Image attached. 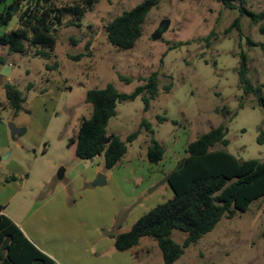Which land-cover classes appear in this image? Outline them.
<instances>
[{"label": "rangeland", "instance_id": "obj_1", "mask_svg": "<svg viewBox=\"0 0 264 264\" xmlns=\"http://www.w3.org/2000/svg\"><path fill=\"white\" fill-rule=\"evenodd\" d=\"M143 1L92 0L85 4L81 18L64 16L49 60L33 58V50L17 55L0 46V58L10 67L6 76L0 75V177L25 179L24 192L36 191L37 202L54 188L72 187L75 202L70 196L67 206L76 205L78 217L87 220L69 234L75 253L71 264L83 258L86 262L82 264H163L153 239L143 238L132 251L118 252L110 236L128 231L139 217L172 197L164 181L167 174L183 160L187 144L221 123L227 127L228 146L215 145L212 150L226 151L239 161L264 160V144L258 143L264 135V108L258 106L257 96L243 95L237 76L238 55L244 52L248 77L264 97V34L260 31L264 21L252 24L248 16L239 17L237 10L225 9L215 0H159L135 47L127 51L112 47L106 25ZM52 2L54 7L84 5V0ZM244 7L264 13V0H244ZM24 9H13L15 16L0 33L17 28V16ZM237 17L240 34L237 30L226 33ZM247 39L256 46L247 44ZM80 55L78 61L73 60ZM154 72L159 74V91L148 110L144 111L141 97L118 104L106 136L107 140L118 136L125 141L145 122L164 147V160L159 165L147 162L152 137L143 127L111 170L102 158L78 159L69 140L75 138L81 120L91 114L86 93L111 84L119 93L130 94L143 84L140 79ZM119 76L132 82H122ZM7 78L26 99L18 113L4 95ZM29 84L32 87L27 90ZM169 84L172 88L166 93ZM223 108L230 115L224 116ZM159 118L166 121L159 122ZM10 124L23 133L12 137ZM61 169L64 173L59 180ZM99 174L107 182L94 187ZM84 237L90 238L88 244ZM185 238L179 231L170 235L178 245ZM97 249H102L101 259ZM174 264H264V198L254 201L245 213L223 218L200 241L184 249Z\"/></svg>", "mask_w": 264, "mask_h": 264}, {"label": "trees", "instance_id": "obj_2", "mask_svg": "<svg viewBox=\"0 0 264 264\" xmlns=\"http://www.w3.org/2000/svg\"><path fill=\"white\" fill-rule=\"evenodd\" d=\"M52 1L0 0V30L15 16L13 9L18 6L25 8L17 16V28L0 33V46L6 47L10 54L17 55H27L33 50V58L49 60L56 45L57 28L61 27L63 17L79 19L86 12L85 4L92 3V0H84V5L54 7ZM215 1L225 9L237 10L239 17L248 16L252 24L264 21V13L248 11L244 7V0ZM158 5L159 0H144L115 17L105 27L109 44L122 51L133 49L142 36L143 24L149 12ZM239 17L232 22L226 33L237 30L240 34ZM260 31L264 34V26ZM246 42L250 46H256L249 39ZM81 57L83 55L73 60L78 61ZM238 57L239 88L245 97L257 96L258 106L264 108L261 89L255 87L248 77L247 55L240 52ZM6 65L5 59L0 58V71ZM53 67L57 68V64ZM45 68L50 69L48 65ZM119 79L125 83L132 82V79L123 76H119ZM139 81L143 84L130 94L119 93L111 84L86 93L85 101L91 106V114L81 120L75 138L69 140L78 159L92 160L101 157L105 168L111 170L125 156L126 144L137 139L142 127L152 137L146 149L147 162L158 165L164 159V147L153 138L154 131L145 122L140 124L136 132L127 136L125 141L118 136L107 140L106 129L110 119L117 115L118 104L141 97L144 111H147L150 101L158 96L157 72ZM31 87L29 84L27 90ZM171 88L172 84H169L164 91L169 93ZM3 90L9 107L15 113L20 112L26 101L23 93L10 83H6ZM222 112L224 116L230 115L225 108ZM232 114L230 118L235 115ZM158 120L166 121L165 118ZM226 134V124L221 123L187 144L185 157L167 174V185L172 191V197L139 217L128 231L112 233L110 237L114 240L116 251H132L141 239L151 238L162 253L163 264H174L183 255L184 249L200 241L223 218L230 220L245 213L254 201L264 198V160L239 161L226 151L212 150L215 145L228 146ZM258 143L264 144V135L258 138ZM173 231L186 234L182 245L170 239ZM0 264H54V261L28 241L9 218L0 214Z\"/></svg>", "mask_w": 264, "mask_h": 264}, {"label": "crops", "instance_id": "obj_3", "mask_svg": "<svg viewBox=\"0 0 264 264\" xmlns=\"http://www.w3.org/2000/svg\"><path fill=\"white\" fill-rule=\"evenodd\" d=\"M4 82L10 83L8 78ZM25 183V179L23 182H18L16 178L7 175L0 177V214L9 218L27 240L51 258L54 264H71L75 253L71 250L69 234L73 232L72 228L77 230L78 225H82L87 220L84 216L78 217L80 211L76 205L67 206L70 196L73 200L75 197L72 187L65 185L54 188L48 197L37 202L34 197L36 191L24 192ZM68 188L70 193L67 192ZM169 190L171 191L170 188ZM12 203L14 207L11 206ZM84 240L88 244L90 238L84 237ZM101 252L102 249L96 255L99 259H101ZM82 261L86 262L83 258L77 260L75 264H82Z\"/></svg>", "mask_w": 264, "mask_h": 264}, {"label": "water", "instance_id": "obj_4", "mask_svg": "<svg viewBox=\"0 0 264 264\" xmlns=\"http://www.w3.org/2000/svg\"><path fill=\"white\" fill-rule=\"evenodd\" d=\"M10 71V67L9 66H5L3 67V69L0 71V75H4L6 76L8 74V72ZM9 131H10V135L13 137L15 135H18V134H22L23 133V130H20V129H17L14 125L10 124L9 126ZM63 173H64V170L61 169L58 174H57V178L59 180H61L63 178ZM167 179L168 177L166 176L165 180L167 182ZM106 184V177L104 175H98L96 177V180L94 181L93 183V186L94 187H102ZM159 185V184H158ZM158 185H156L155 187H157Z\"/></svg>", "mask_w": 264, "mask_h": 264}]
</instances>
